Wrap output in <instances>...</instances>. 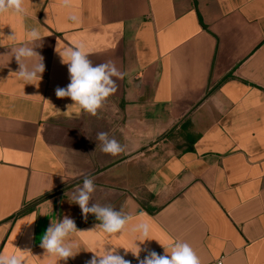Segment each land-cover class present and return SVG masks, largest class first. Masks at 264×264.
<instances>
[{"label":"crops","instance_id":"0c3cea01","mask_svg":"<svg viewBox=\"0 0 264 264\" xmlns=\"http://www.w3.org/2000/svg\"><path fill=\"white\" fill-rule=\"evenodd\" d=\"M24 7L23 18L0 15V55L37 28L45 71L25 84L15 58L0 56V254L65 264L40 243L51 221L69 216L85 232L71 237L81 251L66 264H87L90 251L105 248L139 264L131 251L139 247L140 260L165 255L176 241L201 264H264V0ZM77 41L94 64L112 60L124 73L96 116L55 93L70 83L57 44L59 51ZM101 131L124 151L96 149ZM81 173L96 185L90 205L133 217L123 234L89 231L99 221L71 203ZM140 220L150 240L131 232Z\"/></svg>","mask_w":264,"mask_h":264},{"label":"clouds","instance_id":"9594fccd","mask_svg":"<svg viewBox=\"0 0 264 264\" xmlns=\"http://www.w3.org/2000/svg\"><path fill=\"white\" fill-rule=\"evenodd\" d=\"M68 4L69 0H64V5L68 6ZM5 13H11L21 18L28 15V11L24 7V0H0V15ZM70 18L73 21L77 20L75 15ZM13 39H15L14 35ZM42 39L43 36L39 30L31 28L26 31L24 43L11 46L10 54L0 55H8L11 59L15 58L19 65L18 71L15 73L25 84H31V81L40 79L45 71L44 58L35 50L41 46ZM57 49L58 44L56 52L60 56L61 63L67 65L70 79V83L66 87L55 89L57 97H68L73 101V105H78L83 111L96 116L107 98L117 91V81L123 79L124 73L112 60L94 64L89 58V49L83 41L74 42L59 51ZM96 139L99 141L96 149L99 148L103 153L117 156L124 151V147L115 138L110 137L108 132H98ZM81 175L83 176L82 185L78 186L73 193L71 203L79 206L85 219L89 214H92L99 221L95 228L89 231H99L109 236L123 234L133 217L115 210L110 205L99 203L90 205L93 193L96 191L94 178L83 173ZM145 215L146 213H140L141 217ZM83 232L85 231L77 228L74 219L64 216L58 222L51 221L41 237L40 246L45 250V256L55 258L56 262L63 260L66 264L69 258H75L81 251L79 243L72 240L71 237ZM131 232L139 234L142 241L151 239L149 238L150 224L145 220L134 224ZM163 247L165 255L151 251L142 260L139 259L141 251L139 247L138 251H131V253L137 257L139 264H201L199 257L188 243L180 241L171 243L168 245V248L171 249L170 252L165 246ZM24 252L26 251H21V254H0V264H26ZM90 252L93 255L87 264H131V261L120 255L116 248H105L99 254L95 251Z\"/></svg>","mask_w":264,"mask_h":264},{"label":"built area","instance_id":"2783aa9c","mask_svg":"<svg viewBox=\"0 0 264 264\" xmlns=\"http://www.w3.org/2000/svg\"><path fill=\"white\" fill-rule=\"evenodd\" d=\"M213 264H224V258L221 257V258H219V259H216V260L213 262Z\"/></svg>","mask_w":264,"mask_h":264}]
</instances>
